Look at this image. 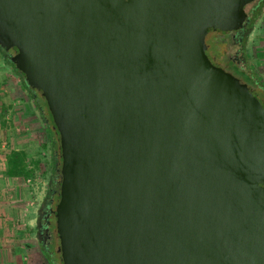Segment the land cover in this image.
Segmentation results:
<instances>
[{"label": "water", "instance_id": "1", "mask_svg": "<svg viewBox=\"0 0 264 264\" xmlns=\"http://www.w3.org/2000/svg\"><path fill=\"white\" fill-rule=\"evenodd\" d=\"M252 1L0 0L58 135L61 264H264V109L204 43Z\"/></svg>", "mask_w": 264, "mask_h": 264}, {"label": "rangeland", "instance_id": "2", "mask_svg": "<svg viewBox=\"0 0 264 264\" xmlns=\"http://www.w3.org/2000/svg\"><path fill=\"white\" fill-rule=\"evenodd\" d=\"M248 9L249 5L244 4L241 11L247 12ZM230 34V31L226 30L222 32L212 31L206 34L204 37L206 49L205 55L210 60H212L211 57H213L214 61L219 64L224 71L229 72L241 83L251 88L252 94H255L259 91V89L257 88L256 83L251 79V73H253L257 79L264 84V2H262L261 8L251 21L250 29L244 39L243 48L241 53H239V57H241V61L239 63L228 62V58H233L235 50L237 49V46L231 42ZM236 65L246 73L244 72L245 74H243L237 70ZM7 70L9 71L10 76H15L18 84H20L22 80L17 76L16 72L13 71L10 65L4 61L0 54V73H3ZM1 75L2 74H0V78ZM15 92L18 93V95H21L19 99L14 100L15 104H20L26 108L29 106L31 110V112L27 114L29 119L26 125L21 124L22 120L15 116V120H18L17 125H15V128L17 127L18 129L15 131V134L21 135L20 137H22V133H25L27 135L26 137H29V141L26 146V156L30 160L38 161V167L34 169V175L28 178L29 182L26 183L29 185L31 184L33 189H35L36 193L38 194L36 197V202L34 203L35 221L38 205L46 194L47 180L49 175L52 173V148L49 146V138L52 137L53 139H56V134L54 133V128H52L50 116L46 111L44 100L36 93V102L43 109L42 112L38 113L36 106L34 105V101L31 99L29 100V97L23 94L19 86H16ZM43 116L46 117L45 121L43 120ZM45 122H47L48 128L46 127ZM21 126L26 128L22 129ZM49 133L51 135H49ZM54 147L56 148V144ZM59 162L60 160L58 159L56 164L57 168L59 167ZM34 221L33 224H35ZM31 236V244L33 248L37 250V256H34L32 259L33 264H47L46 258L40 252L41 250L35 239L34 226L31 229ZM56 246H58V240L54 241V247ZM58 256L59 254H53L51 256L50 259L54 261V264H61L60 258H58Z\"/></svg>", "mask_w": 264, "mask_h": 264}, {"label": "crops", "instance_id": "3", "mask_svg": "<svg viewBox=\"0 0 264 264\" xmlns=\"http://www.w3.org/2000/svg\"><path fill=\"white\" fill-rule=\"evenodd\" d=\"M0 74V264H33L32 259L37 256V250L31 244V229L34 226V203L38 194L31 184H26V179L7 177L3 173L5 154L10 150H23L26 153L29 141L25 133H22V137L15 134L18 129L15 128L18 122L15 116L22 120L21 124L26 125L29 119L27 114L31 112L29 106L26 108L15 104L14 100L21 97L15 92L16 86L29 100L31 98L24 86V79V83L21 81L18 84L16 77L10 76L8 70Z\"/></svg>", "mask_w": 264, "mask_h": 264}, {"label": "flooded vegetation", "instance_id": "4", "mask_svg": "<svg viewBox=\"0 0 264 264\" xmlns=\"http://www.w3.org/2000/svg\"><path fill=\"white\" fill-rule=\"evenodd\" d=\"M262 2L263 0H253L252 2L248 3L249 5L248 11L243 12L242 15L236 17L235 22L233 21L232 24L234 27L232 31H230L231 33L230 39H231V42L237 46V49L235 50L234 57L228 58L229 60L228 62L239 63L241 61V57H239V53H241V50L243 48L244 39L250 29L251 21L252 19H254V17L256 16L258 12L257 7ZM235 14L236 12L232 15V17ZM0 54L4 56L5 58H7L14 65L13 56L16 54V51L12 45H0ZM211 59H212L211 62L213 64L221 67L219 64H217L214 61L213 57H211ZM236 69L239 70L243 74L246 73L245 71H242L240 67H237V65H236ZM230 75L234 77L232 74ZM238 82L240 84H243L239 80ZM247 88L252 93V89L249 87ZM31 90L32 92H35L34 89H31ZM57 158L60 160L59 154ZM56 164L57 162L54 165L56 166ZM59 181H60L59 169L55 167V175H49L48 177L46 194L44 195V198L38 205L35 224H34L35 239L37 241V244L43 256L44 257L47 256V260H46L47 262H51L50 258L53 254L54 255L59 254L58 246L54 247V241L58 240L56 231H55V209H56V204L58 200ZM58 258L60 257L58 256ZM52 262L54 264L53 260Z\"/></svg>", "mask_w": 264, "mask_h": 264}, {"label": "trees", "instance_id": "5", "mask_svg": "<svg viewBox=\"0 0 264 264\" xmlns=\"http://www.w3.org/2000/svg\"><path fill=\"white\" fill-rule=\"evenodd\" d=\"M263 2H264V0H263ZM261 5H262V3L260 5H258L257 10H259L261 8ZM2 58L4 59V61L8 65H10V67L13 69V71L16 72L17 76L23 82L21 75L19 74V72H17L14 65L4 56H2ZM250 77L256 83L257 88L259 89V91L253 95L260 101L261 106L264 109V84L262 82H260L253 73H251ZM24 86L26 87L27 91H29V93H30L29 96L31 99H33L36 108L40 112H42L43 109L36 102L35 95L31 91V89H29L25 83H24ZM43 120L44 121L46 120L45 116H43ZM45 125L48 128L47 122H45ZM54 133L56 134V139H53L52 137L49 138V141H50L49 146L52 148V153H51L52 173H51V175H55V167L56 166L54 164L57 162L56 158L59 154L58 135H57L55 129H54ZM49 135H51V134L49 133ZM55 144H56V148L54 147ZM37 167H38V161L28 159L26 156V153L23 150H10L5 154V170L3 173L7 177H21L23 179H27V178H30L34 175V169H36ZM45 258L47 260V256H45ZM47 264H53L52 259H51V262H47Z\"/></svg>", "mask_w": 264, "mask_h": 264}, {"label": "built area", "instance_id": "6", "mask_svg": "<svg viewBox=\"0 0 264 264\" xmlns=\"http://www.w3.org/2000/svg\"><path fill=\"white\" fill-rule=\"evenodd\" d=\"M29 182V179H26V183H28Z\"/></svg>", "mask_w": 264, "mask_h": 264}]
</instances>
